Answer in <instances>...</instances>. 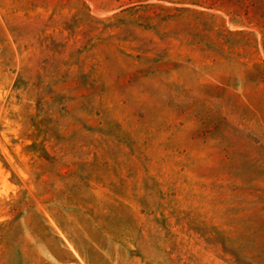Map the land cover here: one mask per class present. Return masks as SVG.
<instances>
[{
	"label": "rangeland",
	"instance_id": "rangeland-1",
	"mask_svg": "<svg viewBox=\"0 0 264 264\" xmlns=\"http://www.w3.org/2000/svg\"><path fill=\"white\" fill-rule=\"evenodd\" d=\"M0 264H264V0H0Z\"/></svg>",
	"mask_w": 264,
	"mask_h": 264
}]
</instances>
